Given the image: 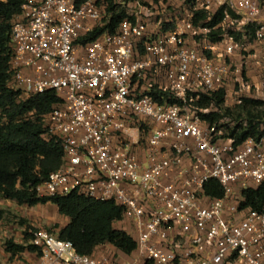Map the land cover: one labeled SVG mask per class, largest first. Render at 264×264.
<instances>
[{
    "label": "built area",
    "instance_id": "1",
    "mask_svg": "<svg viewBox=\"0 0 264 264\" xmlns=\"http://www.w3.org/2000/svg\"><path fill=\"white\" fill-rule=\"evenodd\" d=\"M180 1L170 16L137 5L116 33L87 43L81 39L102 26L104 0L22 3L9 86L23 99L60 98L43 127L64 153L35 191L115 202L137 245L129 257L84 255L40 228L30 230L36 264H264V213L240 206L243 191L264 188V141L236 145L195 106L202 93L220 89L229 106L242 102L245 84L228 85L239 45L229 34L213 43L209 29L194 25L196 11L225 8L221 27L245 35L253 25L252 46L264 45V0ZM153 89L182 105L157 103L147 94ZM210 179L222 197L206 194Z\"/></svg>",
    "mask_w": 264,
    "mask_h": 264
},
{
    "label": "trees",
    "instance_id": "2",
    "mask_svg": "<svg viewBox=\"0 0 264 264\" xmlns=\"http://www.w3.org/2000/svg\"><path fill=\"white\" fill-rule=\"evenodd\" d=\"M24 1L0 0V197L29 207L47 204L55 207L61 217L68 219V223L61 228L58 226L55 231L46 230L61 240L71 241L80 254L95 255L99 249H104L102 251L108 255L121 253L129 257L135 252L137 245L128 234L127 227L121 224L123 208L115 202H99L77 193L43 198L35 191L38 185L61 166L64 153L60 144L44 137L46 130L43 127V118L51 113L60 98L55 93L47 92L23 99L19 98V92L9 86L12 78L10 63L14 53L12 24ZM132 1L104 0L102 7L105 18L102 26H96L81 41L87 43L104 33H116L121 22L128 17V5ZM224 9H219L214 15L196 11L194 25L209 29L208 38L213 43L222 41L224 34L233 36L239 49L232 61L228 62L231 63L234 82L241 85L243 82L239 81L241 77L238 62L243 66L246 56L238 55V52L242 51L246 55L244 52L254 44L256 28L253 25L246 26L243 35L221 27L225 18ZM227 12L235 18L231 11ZM245 62L247 64V59ZM241 72L242 80L245 81L244 71ZM147 94L160 104L169 101L182 105L169 91L153 89ZM195 106L198 110H208L207 113L199 111L200 118L211 126H216L218 130L222 129L223 137L233 140L236 145L248 138L264 141V99L246 95L240 104L228 106L226 92L220 89L202 93ZM225 120L228 122H224ZM204 188L206 194L213 198H220L224 194L222 186L215 179H210ZM241 196L242 209L264 213L263 187L245 190ZM3 215L4 211L0 210V219ZM117 223L121 224V229L117 228ZM30 230L26 233L25 244H18L12 239L4 243L6 252L12 258L26 251L37 256V248L29 243Z\"/></svg>",
    "mask_w": 264,
    "mask_h": 264
},
{
    "label": "rangeland",
    "instance_id": "3",
    "mask_svg": "<svg viewBox=\"0 0 264 264\" xmlns=\"http://www.w3.org/2000/svg\"><path fill=\"white\" fill-rule=\"evenodd\" d=\"M137 5L148 6L149 12H151L152 9H158L161 15L170 16L175 13V10L182 6V1L133 0L132 3H129L128 10H139L138 7L135 8ZM163 11L164 13L162 14ZM244 53L246 55H244L242 51L241 53L240 51L238 52V55L246 56L247 59V64L245 62L246 59L243 60V66L241 65L242 63L238 62L239 77H241V81L246 86L244 93H241V95H251L257 99H264V74H261L262 77H259L260 80L256 81L257 78L256 80H252L253 74L251 73L254 65H261L264 68V45L257 44L250 46L248 51ZM241 71H244L245 81L242 80ZM257 75H259V72ZM232 79V83H228V85L240 89L241 86L234 82L235 77H232ZM229 103L230 102H227L226 105L229 106ZM224 122H228V120ZM0 210L4 211V215L0 219V264H36L37 256L35 263H33V261H27L26 256L22 254L12 258L11 255L6 252L4 243L12 239L18 244H25V239L27 238L26 233H28L30 229L35 230L42 228L55 231L58 226L64 223L63 218L59 215L55 207L48 204L29 207L27 205H20L15 200H8L0 197ZM120 225L121 224L117 223V227H120ZM29 258L31 257L29 256Z\"/></svg>",
    "mask_w": 264,
    "mask_h": 264
},
{
    "label": "crops",
    "instance_id": "4",
    "mask_svg": "<svg viewBox=\"0 0 264 264\" xmlns=\"http://www.w3.org/2000/svg\"><path fill=\"white\" fill-rule=\"evenodd\" d=\"M258 72H259V75H257ZM251 73L253 74V76H252L253 79H252V80H256V78H257L256 81H259V80H260L259 77H262L261 74H264V68H263L261 65H258V66H257V65H254L253 70H252ZM256 75H257V76H256ZM49 205H50V204H49ZM62 218H63V217H62ZM63 220H64V223H63V225L60 226V228L63 227V226H65V225L68 223V219L63 218ZM62 222H63V221H62ZM117 228H118V229H121V227H117ZM102 250H104V249H99V250H98V253H99L100 251H102ZM22 255L26 256L27 261H33V263L36 262V255H35L34 253H31V252L26 251V252L22 253ZM29 256H30L31 258H29Z\"/></svg>",
    "mask_w": 264,
    "mask_h": 264
}]
</instances>
